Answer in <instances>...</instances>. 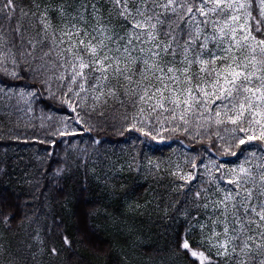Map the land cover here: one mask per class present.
Instances as JSON below:
<instances>
[{"label":"snow or ice","instance_id":"obj_1","mask_svg":"<svg viewBox=\"0 0 264 264\" xmlns=\"http://www.w3.org/2000/svg\"><path fill=\"white\" fill-rule=\"evenodd\" d=\"M0 85V97L29 110L45 94L67 107L73 115L49 137L91 131L111 112L110 126L132 141L127 169L116 161L97 177L105 198L88 201L86 183L56 189L57 200L76 201L74 236L58 213L41 217L30 199L0 195V264H45L38 255L56 264L61 253L62 264H83L68 255L73 244L103 256L119 248L121 264H137L142 237L128 213L152 200H134L124 173L156 181L162 162L143 165V150L174 135L239 159L225 166L197 153L169 165L165 192L153 199L184 226L175 248L190 264H264V0H0ZM13 224L24 232L15 246L5 242Z\"/></svg>","mask_w":264,"mask_h":264},{"label":"trees","instance_id":"obj_2","mask_svg":"<svg viewBox=\"0 0 264 264\" xmlns=\"http://www.w3.org/2000/svg\"><path fill=\"white\" fill-rule=\"evenodd\" d=\"M26 82L17 81L16 87H25ZM2 86V85H0ZM33 112L42 122H46L51 114L73 115L66 106H61L58 101L47 98L45 94L42 98H37L32 103ZM1 110V109H0ZM111 112L106 114V121L93 120L91 123L95 127L89 131L88 125L77 126L75 135L57 137H49L47 128L42 125L39 127L34 125H23L20 119L14 113L0 112V195L4 196L9 202H15L16 197L20 200L30 199L32 206L42 203L40 208L41 217L45 210L56 212L64 219V227L67 234L74 236L75 221L72 218L76 201L57 200L56 189L63 188L65 191L75 192L82 184H87L88 201H95L106 197L102 180L97 177L102 176L105 172L111 175L109 165L119 161L127 165L132 163L129 155V149L132 144L131 140L126 142V138L117 134L112 125L115 121ZM13 126L12 130L8 129V123ZM34 134V137L32 135ZM135 135V133H133ZM48 139L55 140L56 143L48 142ZM99 141L100 143H94ZM255 143V142H253ZM28 144L45 149L41 158L32 159L34 164V172L30 174L27 167H23L20 163L16 164L15 159L22 155L24 147ZM150 147L144 148L145 156L142 158L143 165H147L148 159H162L173 156L174 153H187L189 157L199 153L204 157H211L219 162L231 163L237 157L235 156H218L213 149L208 154L201 150L199 142H191L185 137L172 136L171 139L164 142H149ZM124 146L119 153H111L107 151L108 146ZM24 146V147H22ZM78 147L73 150V147ZM104 149L107 154L104 159L96 158L94 154L101 153ZM140 150L139 143L136 144V151ZM131 155H135L132 152ZM172 165L168 159L164 161L161 172L158 174L157 180L154 181L149 175L147 179L142 174L137 176L134 172L125 171L124 177L126 186L136 189L133 199H139L140 203L145 200H152V205L141 212L132 214L128 213V219L136 228L138 234L141 235V246L136 250L137 264H190V259L183 251L175 248L176 234L184 235V226L174 223L163 216V203L160 210L155 208V200L153 193L163 194L165 192L164 185L167 184L168 167ZM135 165L133 164V167ZM23 167V168H22ZM39 180L37 181V176ZM158 181V182H157ZM34 183L35 185H30ZM116 183H120L119 180ZM31 186V187H30ZM39 186V187H38ZM37 187V189H36ZM112 207L118 213L127 211L126 205L121 202H112ZM36 208V207H33ZM103 223V222H101ZM21 231L15 229L13 224V232L8 233L5 242H10L14 246V240L18 238ZM101 239L110 238L107 231L99 230ZM57 240L59 246V238L53 236ZM190 239L195 242L200 239L198 235L191 236ZM65 253H61L56 258V264H62ZM68 255L74 258H80L83 264H121L122 253L119 248H114L109 256L97 255L91 252L86 246L81 244H73ZM45 264L48 262L47 255H43Z\"/></svg>","mask_w":264,"mask_h":264},{"label":"rangeland","instance_id":"obj_3","mask_svg":"<svg viewBox=\"0 0 264 264\" xmlns=\"http://www.w3.org/2000/svg\"><path fill=\"white\" fill-rule=\"evenodd\" d=\"M18 88H22V87H18ZM0 109H1L0 112H2V113L3 112L14 113L17 116V118L20 119V121L23 125H30L31 126V125L37 124L39 127H42V125H44L43 128L46 127L48 132H51L52 129L58 127L59 121H61L65 116H67L64 114H51L48 116V119L46 122H42L40 120H37V118L33 112V109H32V104H31V110H29L28 106L25 105L23 103V101H19L17 99H13V100L9 101V100H6L2 97H0ZM6 123H8V129L12 130L13 126L10 124V122H6ZM68 123L71 126V121H68ZM32 137L36 138L34 136V134L32 135ZM22 147H24V146H22ZM76 148L78 149L77 146L73 147V150H76ZM106 149H107V151H109L111 153L110 155H114V153H119L120 150L124 149V146H122V145L117 146V147L108 146V147H106ZM21 151H22V155L19 158H16L15 162H16V164L20 163L23 167H27V169L31 171L29 174V175H31L34 172V164L32 163V159L36 160V158L38 159V157H39V159H40L42 155L44 156L43 153L45 152V149H39V147H37V146L34 147V145H32V144L31 145L28 144ZM106 154H107V152L104 149H102L101 153L94 154V156H96L94 160H97L96 158L104 159L106 157ZM171 155L159 160L162 162L161 167H162L164 161L167 159H168V162L172 165H175L177 163H180L183 165L184 158L189 157V155L187 153H182V152L174 153L173 156H171ZM208 159H211V158L206 157V159L204 160V163H207ZM151 160H153V162H155L158 159H151ZM217 163L224 164L225 166H232V165L238 164L239 159L235 162H232V163H224V162H217ZM17 165H19V164H17ZM38 180H39V175L37 176V181ZM30 185L33 186L35 184L30 183ZM36 189H37V187H36ZM42 206H43L42 203H39L38 205L33 206V207L40 209ZM23 236H24V232L21 231V233H19V235H18V238L14 240V243H13L14 246L18 243V241L20 239L23 238ZM42 257L40 255H38V259H43Z\"/></svg>","mask_w":264,"mask_h":264}]
</instances>
